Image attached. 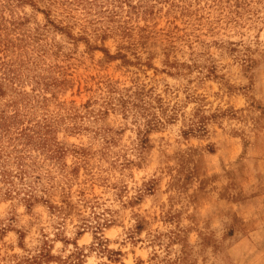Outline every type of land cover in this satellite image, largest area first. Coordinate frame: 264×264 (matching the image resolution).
Returning <instances> with one entry per match:
<instances>
[{
	"label": "rangeland",
	"instance_id": "rangeland-1",
	"mask_svg": "<svg viewBox=\"0 0 264 264\" xmlns=\"http://www.w3.org/2000/svg\"><path fill=\"white\" fill-rule=\"evenodd\" d=\"M0 264H264V0H0Z\"/></svg>",
	"mask_w": 264,
	"mask_h": 264
}]
</instances>
